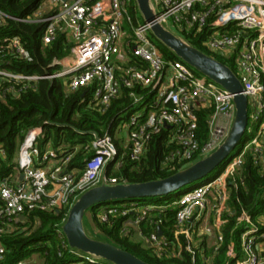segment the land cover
Instances as JSON below:
<instances>
[{"label":"built area","instance_id":"1","mask_svg":"<svg viewBox=\"0 0 264 264\" xmlns=\"http://www.w3.org/2000/svg\"><path fill=\"white\" fill-rule=\"evenodd\" d=\"M151 5L157 21L177 36L190 44L189 36L198 39L207 54L234 62L236 71H233L248 96L247 131L252 129V134L217 175L177 199L153 204L140 200L104 204L96 219L97 223L111 225L123 218V231L127 234L139 231L144 242L161 251L169 244L168 237L159 234L162 219L154 223L156 227L148 235L144 234L142 225L151 219L152 210L161 212V216L162 212L175 209L176 234L186 236L187 250L194 253L196 223L207 210V214L214 212L219 223L217 245L223 239L224 217L231 212L229 184L235 181L246 154L250 151L256 155L259 165L264 162V0H151ZM8 19L41 22L44 45L53 42L62 32L72 47L69 55L52 62L58 66L57 70L25 73L8 66L15 60L32 62V53L19 36L0 35L1 97L18 94L41 79H63L73 91L92 87L90 102L102 111L107 110L123 87L140 86L153 94L146 98L131 92L135 103L144 106V112L130 114L124 124L126 138L120 146L110 132L96 135L86 147L92 154L84 160L81 169L69 168L76 151L52 168L43 167L47 160L58 158L59 153L57 150L42 152L38 143L44 137L43 127L30 129L17 153L18 171L0 177V236L14 230L16 223L23 220L21 216L26 218L36 208L54 211L69 207L70 211L90 188L103 183H125L108 174L106 169L110 165L119 169L126 157L140 160L155 135H165L168 151L162 163L170 168H184L191 161L210 155L226 139L236 115L234 93L182 59L166 60L151 36V24L145 20L134 22L129 0H43L32 15L24 18L0 9V28ZM169 23L176 31L170 29ZM201 110H211L205 141L199 131ZM5 154L0 145V157ZM238 221L245 224L240 246L243 255L234 246H230L229 254L236 264H264L261 248L264 215L254 220L244 211ZM63 225L58 229L62 238L65 236ZM97 232H100L98 226ZM62 243L76 256L70 264H105L101 258L71 247L67 238ZM6 252L0 240V262L5 260ZM14 264L43 263L21 259Z\"/></svg>","mask_w":264,"mask_h":264},{"label":"trees","instance_id":"2","mask_svg":"<svg viewBox=\"0 0 264 264\" xmlns=\"http://www.w3.org/2000/svg\"><path fill=\"white\" fill-rule=\"evenodd\" d=\"M42 1L0 0V9L11 16L24 18L32 15ZM129 1L134 22L136 24L143 22L144 18L138 15L137 0ZM126 27L130 29L129 24H126ZM43 31L44 24L41 22L7 20L6 24L0 28V35L19 36L34 57L29 63L24 60H15L8 66L9 68L39 74L58 69V66L52 65V62L55 58H64L69 55L72 43L67 40L64 33L60 32L53 42L44 45ZM188 40L204 51L198 39L189 36ZM158 47L166 60L180 59L163 43L160 42ZM216 57L236 71L232 60ZM133 91L137 95H146V98H150L153 94L150 89L140 86L134 89L123 87L121 94L113 99L106 111H102L90 102L92 87H82L73 91L68 88L63 79H41L36 85L24 88L18 94L10 93L5 97L0 96V145L6 152L5 156L0 157V177L12 175L18 171L16 157L19 147L27 132L34 127L44 129V137L38 143L42 152L45 151L46 145L51 143L59 153V157L55 159L60 162L67 154L76 151L69 168H82L84 160L92 154V151H88L86 147L91 144L95 136L106 132L114 135L119 120L123 119L122 116L127 114L129 117L135 110L137 104L131 95ZM210 113L211 110L199 111V131L203 141L208 137L207 121ZM164 136V134L155 135L140 160L133 161L126 157L123 166L114 172L109 167L108 174L119 177L120 181L144 182L165 178L179 171L183 166L170 168L162 163L168 151ZM249 138L250 134L246 132L238 150ZM115 140L120 146L119 140ZM77 146L79 149L75 150ZM229 159L212 172L209 179L217 175ZM229 190L228 205L231 212L224 217L226 221L221 228L223 239L217 248L210 252L211 264H236L229 250L234 243L237 252L241 251V233L245 229V224L240 223L238 217L244 211L248 212L254 220L264 215V162L259 165L256 155L249 151L235 181L229 184ZM184 192L176 196L173 192L165 196H156V198L172 201ZM146 198H139V200ZM119 202L121 201L110 203ZM104 204L109 203H100L94 207ZM68 213L69 207L54 211L36 208L27 213L25 219L16 223L14 230L0 236V240L7 248L6 258L0 264H14L35 253L40 254L43 264H70L76 260V256L63 247L62 241L66 237H60L58 232ZM149 213L152 217L148 222L143 223L146 224L143 232L148 235L156 227L154 223L162 219L161 230L163 235L168 237L169 244L161 251L154 249L147 242L131 238L122 230L123 218L117 219L111 225L98 223V227L105 241L130 251L151 264H203L199 247L193 244L194 253L188 251L189 241L186 236L182 233L176 234L175 209L162 212L161 216V212L156 210Z\"/></svg>","mask_w":264,"mask_h":264},{"label":"water","instance_id":"3","mask_svg":"<svg viewBox=\"0 0 264 264\" xmlns=\"http://www.w3.org/2000/svg\"><path fill=\"white\" fill-rule=\"evenodd\" d=\"M137 3L144 20L151 24L152 34L161 43L170 48L180 59L197 71L234 93L236 115L226 139L210 155L165 178L113 185L103 183L90 188L76 200L63 225V232L69 245L114 264L151 263L111 242L90 236L84 225L86 210L100 203H110L112 201L129 202L139 200V198L165 196L209 176L225 160L232 156L235 149L241 144L249 124L248 96L243 93V85L232 68L180 38L164 24L158 22L151 0H137ZM21 178H23V174H21ZM21 218L25 219V215H22ZM159 234L162 235L161 229Z\"/></svg>","mask_w":264,"mask_h":264},{"label":"crops","instance_id":"4","mask_svg":"<svg viewBox=\"0 0 264 264\" xmlns=\"http://www.w3.org/2000/svg\"><path fill=\"white\" fill-rule=\"evenodd\" d=\"M117 133H119L118 137H117ZM120 133H121L120 131L117 132V130L115 129L114 136H115V139H118L119 140V142H120L119 144L122 145V141L125 140L126 135L125 136H121ZM78 149H79V147L77 146L75 148V150H78ZM47 150H56V149L52 147L51 143H48L46 145L45 151H47ZM58 163H59V160L58 159L51 158V159L47 160V162L43 163V167H45V168H52V167L56 166ZM109 167H111V169H113L115 166L110 165V166H108V168ZM108 168L106 169L107 173H108ZM78 169H81V168H78ZM110 175H113V174H110ZM207 212H208V210H207ZM207 212L204 213L201 221L199 223H196V228H197L198 233L197 234H194V246L199 247V249L201 251V257H202V260H203V264H211L212 257L210 255V252H213L214 249H215V247H216V245H217V234L219 233V229L217 227L219 225V223L216 221L217 220L216 219V215L214 214V212H211L213 214L209 213L210 215L207 214ZM262 216L263 215L259 216L256 220H258ZM202 225L203 226L206 225L207 227H210V229H208V228L207 229H203V230L206 231V233H205L202 230V228H200V226H202ZM144 226H146V224H143L142 225V228ZM211 228H213V229H211ZM95 233H97V231ZM98 233H101V231L98 232ZM134 234L136 235V237H138V240H142L143 239L141 237V235L139 234V231H136ZM129 235L132 238V235L131 234H129ZM214 236H216L215 241H214V244H213L212 247H210L209 240L212 239V237H214ZM231 246H234V248H235V244L234 243H232ZM261 248L264 250V241H263V243H261ZM235 250H236V248H235ZM38 258L39 257L37 256V253H35V254H32L29 258H26V259H32V260L39 261Z\"/></svg>","mask_w":264,"mask_h":264},{"label":"rangeland","instance_id":"5","mask_svg":"<svg viewBox=\"0 0 264 264\" xmlns=\"http://www.w3.org/2000/svg\"><path fill=\"white\" fill-rule=\"evenodd\" d=\"M138 15L140 17L142 16V18H143V14H142L141 10L139 9V6H138ZM168 25H169L170 29H172L173 31H176V28H175V26L172 23H169ZM151 36H152L154 42L159 45L160 41L153 34H151ZM134 111L135 112H140V111L144 112V106L142 104H137ZM122 118L123 119L119 120V122L117 124V127H116V130H117V132H119V131L121 132L120 133L121 136H125L127 131H126V127H125L124 124L128 121L129 117H128L127 114H125V115L122 116ZM251 132H252V129L247 131V133L250 134V135L252 134ZM118 135H119V133H117V137H118ZM237 151H238V147L235 149L233 154L236 153ZM191 163H193V161H191L189 164H191ZM116 169H117V167L115 166L112 169V172H114ZM209 177H210V175L205 177V178H203V179H200V180H198L196 182H193V183H191L189 185L184 186L183 188H181L180 190L175 192V196L178 195V193H180V192L189 190V189L193 188L194 186L206 181L207 179H209ZM167 201L168 200L164 199V198L162 200L158 199V198H156V196L147 197L145 200H142V202L146 203V204L164 203V202H167ZM101 206L102 205L96 206V207L93 206V207H90V208H88L86 210L85 215H84V225H85V229H86V231H87V233L89 235H91L92 237H96V238H99L101 240H104V237H103V235L101 233H98V232L95 233L97 231V226H98L97 219H96V214L98 213V210H99V208ZM200 228H202V230L203 229H207V228L210 229V227H207L206 225H204V226L202 225V226H200ZM211 229H213V228H211ZM133 234L134 233H131L132 238L137 240L138 237H136V235L135 234L133 235ZM215 238H216V236L212 237V239L209 240L210 247L213 246ZM240 253H241V251H240ZM241 255H243V254L241 253ZM37 256L39 257L38 258L39 262H41L42 261V257L40 256V254H37ZM101 262L105 263V264H109V261L106 260V259H103V258H101Z\"/></svg>","mask_w":264,"mask_h":264}]
</instances>
